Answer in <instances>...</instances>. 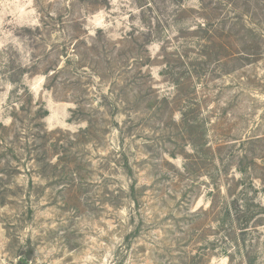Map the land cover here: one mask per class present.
<instances>
[{
	"label": "rangeland",
	"instance_id": "1",
	"mask_svg": "<svg viewBox=\"0 0 264 264\" xmlns=\"http://www.w3.org/2000/svg\"><path fill=\"white\" fill-rule=\"evenodd\" d=\"M0 264H264V0H0Z\"/></svg>",
	"mask_w": 264,
	"mask_h": 264
},
{
	"label": "trees",
	"instance_id": "2",
	"mask_svg": "<svg viewBox=\"0 0 264 264\" xmlns=\"http://www.w3.org/2000/svg\"><path fill=\"white\" fill-rule=\"evenodd\" d=\"M187 0H174V2H175V4L177 5V7H182V5H183V3L184 2H186ZM220 1V0H219ZM221 1H223V0H221ZM230 3H231V1H233V0H228ZM235 26V25H234ZM159 32L157 33V34H152L153 32H151V34H147L146 35V42L147 43H150V42H153V40L152 39H157V38H159L160 37V30H158Z\"/></svg>",
	"mask_w": 264,
	"mask_h": 264
}]
</instances>
